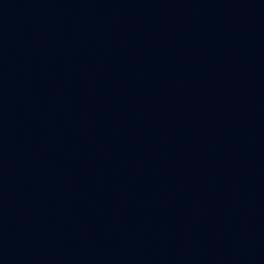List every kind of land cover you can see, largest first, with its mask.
Here are the masks:
<instances>
[{"label": "water", "instance_id": "water-1", "mask_svg": "<svg viewBox=\"0 0 264 264\" xmlns=\"http://www.w3.org/2000/svg\"><path fill=\"white\" fill-rule=\"evenodd\" d=\"M264 182V0H0V264H140Z\"/></svg>", "mask_w": 264, "mask_h": 264}]
</instances>
